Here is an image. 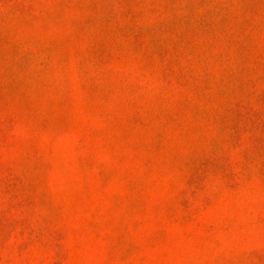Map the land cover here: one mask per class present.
<instances>
[{"label":"rangeland","instance_id":"rangeland-1","mask_svg":"<svg viewBox=\"0 0 264 264\" xmlns=\"http://www.w3.org/2000/svg\"><path fill=\"white\" fill-rule=\"evenodd\" d=\"M0 264H264V0H0Z\"/></svg>","mask_w":264,"mask_h":264}]
</instances>
